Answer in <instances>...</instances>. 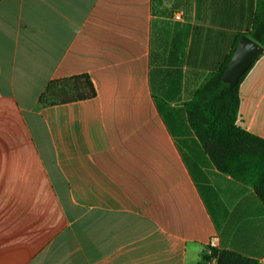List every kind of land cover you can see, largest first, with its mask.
<instances>
[{
  "label": "crops",
  "instance_id": "crops-1",
  "mask_svg": "<svg viewBox=\"0 0 264 264\" xmlns=\"http://www.w3.org/2000/svg\"><path fill=\"white\" fill-rule=\"evenodd\" d=\"M256 7L0 2V264H198L214 238L264 264V201L212 165L184 107ZM77 75L95 97L39 105ZM239 94L237 126L264 139V52Z\"/></svg>",
  "mask_w": 264,
  "mask_h": 264
},
{
  "label": "trees",
  "instance_id": "trees-1",
  "mask_svg": "<svg viewBox=\"0 0 264 264\" xmlns=\"http://www.w3.org/2000/svg\"><path fill=\"white\" fill-rule=\"evenodd\" d=\"M247 35L264 45V0H257ZM236 48L237 45L217 69L205 78L184 107L190 130L212 165L221 173L252 187L264 201V139L237 126L239 88L251 67L235 85L223 81ZM95 96L96 89L89 76L77 75L51 80L41 93L38 103L40 106H49ZM212 259L216 260V264H259L256 259L223 249H212L210 255H202L198 264H206Z\"/></svg>",
  "mask_w": 264,
  "mask_h": 264
},
{
  "label": "water",
  "instance_id": "water-1",
  "mask_svg": "<svg viewBox=\"0 0 264 264\" xmlns=\"http://www.w3.org/2000/svg\"><path fill=\"white\" fill-rule=\"evenodd\" d=\"M263 52V45L254 41L247 34L243 35L223 75V81L235 85Z\"/></svg>",
  "mask_w": 264,
  "mask_h": 264
},
{
  "label": "built area",
  "instance_id": "built-area-1",
  "mask_svg": "<svg viewBox=\"0 0 264 264\" xmlns=\"http://www.w3.org/2000/svg\"><path fill=\"white\" fill-rule=\"evenodd\" d=\"M181 18V13H178L177 15H176V19H180ZM215 242H216V239L214 238V239H212V241L210 242V246L211 247H213V248H215L216 247V244H215ZM207 254H210V251H209V253H207ZM207 264H215V260H213V261H208V262H206Z\"/></svg>",
  "mask_w": 264,
  "mask_h": 264
},
{
  "label": "rangeland",
  "instance_id": "rangeland-1",
  "mask_svg": "<svg viewBox=\"0 0 264 264\" xmlns=\"http://www.w3.org/2000/svg\"><path fill=\"white\" fill-rule=\"evenodd\" d=\"M212 249H216V247L215 248H213V247H211L210 245L209 246H207V249L205 250V252L203 253V255L205 254V255H210L211 254V251H212ZM209 251H210V254H207V253H209ZM213 260H215V259H212V260H210V261H213ZM208 262V261H207ZM206 263V262H205ZM207 264V263H206ZM215 264H216V260H215Z\"/></svg>",
  "mask_w": 264,
  "mask_h": 264
}]
</instances>
